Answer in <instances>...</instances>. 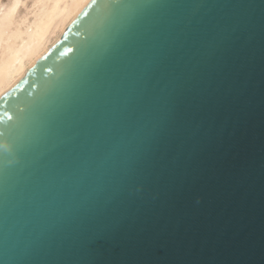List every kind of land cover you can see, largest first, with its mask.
I'll use <instances>...</instances> for the list:
<instances>
[{"label":"water","instance_id":"95a60500","mask_svg":"<svg viewBox=\"0 0 264 264\" xmlns=\"http://www.w3.org/2000/svg\"><path fill=\"white\" fill-rule=\"evenodd\" d=\"M0 264H264V0H89L0 95Z\"/></svg>","mask_w":264,"mask_h":264},{"label":"bare ground","instance_id":"6f19581e","mask_svg":"<svg viewBox=\"0 0 264 264\" xmlns=\"http://www.w3.org/2000/svg\"><path fill=\"white\" fill-rule=\"evenodd\" d=\"M89 0H0V95L63 34Z\"/></svg>","mask_w":264,"mask_h":264},{"label":"rangeland","instance_id":"374dc122","mask_svg":"<svg viewBox=\"0 0 264 264\" xmlns=\"http://www.w3.org/2000/svg\"><path fill=\"white\" fill-rule=\"evenodd\" d=\"M2 2H7V0H1Z\"/></svg>","mask_w":264,"mask_h":264}]
</instances>
